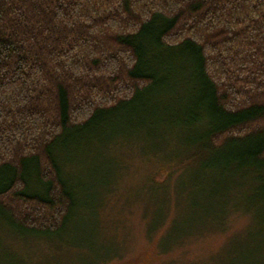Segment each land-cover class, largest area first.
Segmentation results:
<instances>
[{
	"label": "trees",
	"instance_id": "16d2710c",
	"mask_svg": "<svg viewBox=\"0 0 264 264\" xmlns=\"http://www.w3.org/2000/svg\"><path fill=\"white\" fill-rule=\"evenodd\" d=\"M186 73L193 158L264 183V0H0V222L61 235L80 206L83 177L64 172L78 149L127 155L118 115Z\"/></svg>",
	"mask_w": 264,
	"mask_h": 264
},
{
	"label": "rangeland",
	"instance_id": "374dc122",
	"mask_svg": "<svg viewBox=\"0 0 264 264\" xmlns=\"http://www.w3.org/2000/svg\"><path fill=\"white\" fill-rule=\"evenodd\" d=\"M189 77H169L118 115L131 124L112 143L127 155L78 149L64 172L83 177L80 206L61 235L21 236L0 222V264H264V183L193 158L195 132L179 124L198 91Z\"/></svg>",
	"mask_w": 264,
	"mask_h": 264
}]
</instances>
